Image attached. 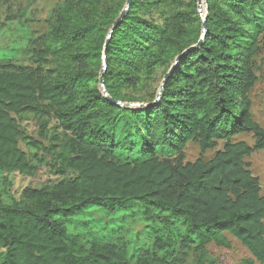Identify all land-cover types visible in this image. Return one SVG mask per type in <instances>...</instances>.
I'll return each instance as SVG.
<instances>
[{
	"label": "trees",
	"instance_id": "16d2710c",
	"mask_svg": "<svg viewBox=\"0 0 264 264\" xmlns=\"http://www.w3.org/2000/svg\"><path fill=\"white\" fill-rule=\"evenodd\" d=\"M13 1L0 0V18ZM205 7L201 40L194 1L66 0L35 67L0 50V185L28 179L17 200L0 194V264H224V234L250 254L239 264H264V195L246 163L264 151L249 99L264 0ZM158 69L161 94L123 107ZM27 116L42 129L53 119L62 151L33 140ZM249 133L253 146L234 140ZM189 143L213 157L187 162ZM125 213L143 230L110 225Z\"/></svg>",
	"mask_w": 264,
	"mask_h": 264
},
{
	"label": "rangeland",
	"instance_id": "374dc122",
	"mask_svg": "<svg viewBox=\"0 0 264 264\" xmlns=\"http://www.w3.org/2000/svg\"><path fill=\"white\" fill-rule=\"evenodd\" d=\"M66 0H15L11 2L10 7H3L1 11L2 27L0 31V50L8 51L13 49L11 61L16 66L35 67L36 63L33 57L34 49H44L43 43L50 34V27L54 22V17L58 8L63 5ZM185 2L194 1L197 8V16L202 21L206 16L205 0H184ZM153 19L157 16L154 14ZM158 22V20H157ZM49 61L50 58H49ZM103 66V65H102ZM54 63L51 61L49 65H43L44 70L54 69ZM104 67V66H103ZM102 67V71L103 68ZM101 71V72H102ZM168 72V71H167ZM167 72L163 69L156 70L154 75L146 78L140 85L139 89L132 91L130 97L136 99L134 102H124L123 107L136 108L144 107L150 102L152 96L157 97L164 77ZM253 72L256 77V84L249 93L251 101L252 120L260 128L264 130V41L261 43L259 55L254 59ZM43 124H39L36 118L27 116L21 122V127L26 130L27 134L35 141L41 143L46 148L57 149L62 151L64 142L61 141V136L57 133V124L53 119H49L45 128ZM235 141H244L249 146L254 145V137L252 134H241L235 137ZM19 148L27 152V148L23 142L19 144ZM222 148V143H219L218 150ZM53 153V152H52ZM214 152H206L200 154L196 144L189 143L185 150L186 161L193 163L197 159L205 161L213 157ZM36 157L42 164H48V154L35 151L32 155ZM249 164V170L253 176L257 177L261 186V194L264 195V151H258L246 159ZM10 186L0 185V194L8 190L10 197L17 200L21 191L27 186L28 179L19 174L8 176ZM125 213L123 216L127 215ZM122 221L112 222V226H120L123 229H128L133 232L143 230V224L139 223L136 215H127ZM107 220V219H106ZM105 220V221H106ZM104 220L102 221L105 222ZM229 242V249H217L214 256L224 264H239L242 260L250 258L248 251L232 236L224 234ZM133 242L136 241L137 235L131 236ZM3 257V251L0 249V259ZM214 257V258H215Z\"/></svg>",
	"mask_w": 264,
	"mask_h": 264
},
{
	"label": "water",
	"instance_id": "95a60500",
	"mask_svg": "<svg viewBox=\"0 0 264 264\" xmlns=\"http://www.w3.org/2000/svg\"><path fill=\"white\" fill-rule=\"evenodd\" d=\"M130 1H131V0H127V5L130 3ZM120 16H121V15H120ZM202 21H203V24H202V36H201V40L204 38L205 31H206L205 18L202 19ZM118 24H119V21H116V22L113 24V26L116 27ZM199 45H200V44H199ZM178 59H179V57L176 58V61H175V63H174V66H175V64L177 63ZM103 66H104V68H105V64H103ZM174 66L172 67V70H173ZM172 70H171V71H172ZM103 71H104V69H103ZM167 77H168V75H166V76L164 77V80H163L162 85H161V88H160L159 95L161 94V91H162V89H163V87H164V84H165V81H166ZM101 82H102V78L100 77V85L102 86Z\"/></svg>",
	"mask_w": 264,
	"mask_h": 264
}]
</instances>
